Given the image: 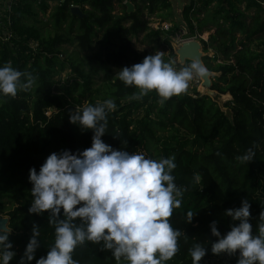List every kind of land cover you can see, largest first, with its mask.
<instances>
[{"label":"trees","instance_id":"16d2710c","mask_svg":"<svg viewBox=\"0 0 264 264\" xmlns=\"http://www.w3.org/2000/svg\"><path fill=\"white\" fill-rule=\"evenodd\" d=\"M50 1L56 2L49 19L55 34L44 36L41 28L28 21H36L39 15L36 6L46 13ZM126 2L134 4L132 13L128 12ZM73 6L81 7L88 15L73 14ZM117 6L121 11L116 12ZM145 10L151 14L168 10L169 14L162 15L167 20L172 16V3L170 0L0 1V66L11 63L35 77L29 91H20L15 98L0 97V209L5 203L14 207L8 212L12 231L9 240L16 253L10 264H20L34 225L40 228V247L31 264L46 256L55 242L49 213H29L33 199L30 169L35 167L39 172L53 152L71 150L75 154L90 148L93 130L71 123L70 114L76 108L82 110L108 99L114 101L116 110L109 113L107 133L102 139L116 150L155 159L150 149L158 145L160 133L183 130L188 134L185 137L171 134L176 142L172 150L176 152L175 183L187 190L170 222L187 239L183 235L179 238L180 251L167 264H192L189 249L197 243L208 249L201 262L204 264L212 243L218 239L211 233L212 222L216 221L220 232L226 234L234 223L225 215L226 210L241 207L244 199L251 204L253 235H259L264 206L253 195L252 186L264 159V0H190L183 11L192 36L214 30L208 41L200 40L204 52L215 51V56L206 55L204 62L211 72L220 74L213 77V89L232 96L225 104L232 109L231 114L197 89L193 94L186 92L165 102H161L156 91L142 100L130 99L139 90L120 81L115 69L141 63L148 56L137 49L135 38L143 34L147 38H160L170 50L163 60L172 62L176 58L172 38L179 32V26L152 29ZM7 29L14 33L9 41L4 39ZM63 45L78 48L79 54L75 60H69L74 75L66 82L55 79L67 68ZM96 77H102L106 90L95 88ZM249 148L255 151V159L241 164L236 157ZM196 175L201 178L199 184L194 180ZM189 211L195 215L192 223L187 222ZM101 249L102 245L87 242L75 250L73 258L79 264H117ZM238 259V253L229 256L228 264H237Z\"/></svg>","mask_w":264,"mask_h":264},{"label":"clouds","instance_id":"9594fccd","mask_svg":"<svg viewBox=\"0 0 264 264\" xmlns=\"http://www.w3.org/2000/svg\"><path fill=\"white\" fill-rule=\"evenodd\" d=\"M173 62H165L157 52L143 62L123 67L119 80L139 91L130 99L142 100L156 91L161 102L187 92L194 78H206L210 70L199 60L180 70ZM35 83L31 73L14 68L11 63L0 66V97L15 98L18 92L29 91ZM116 104L108 99L103 103L76 108L70 122L82 129L93 130L92 146L82 152L63 150L51 153L39 172L30 169L29 181L32 202L30 214L49 213V224L55 228V242L46 256L36 264H79L73 258L75 250L87 242L102 245V251H111L117 264H167L179 251V238L186 234L174 229L170 218L174 209L182 205V189L173 175L177 168L175 157L155 160L142 153L116 150L102 137L107 133L109 113ZM256 153L249 148L237 156L241 163H251ZM200 176L194 180L200 183ZM251 204L227 209L225 215L234 222L231 230L222 234L217 222L211 224V233L218 239L212 243L214 255L239 254L237 264H264V223L259 235H253ZM193 213H187L192 223ZM264 221V212L260 214ZM238 222V223H236ZM11 231L0 226V264H10L16 255L9 240ZM40 228L33 226V235L26 246L20 264H31L40 247ZM192 264H201L208 254L207 247L197 243L189 249Z\"/></svg>","mask_w":264,"mask_h":264},{"label":"rangeland","instance_id":"374dc122","mask_svg":"<svg viewBox=\"0 0 264 264\" xmlns=\"http://www.w3.org/2000/svg\"><path fill=\"white\" fill-rule=\"evenodd\" d=\"M170 1L172 3V10H171L172 16H170L167 20H165L164 17H162V15L169 14L168 10L159 11V13H154V14H151L148 12V10H145V13L147 15V19L149 20V26L152 29H154V28L160 29L162 26H165V25H168V26L178 25L179 26V32L172 38V44H173L174 52L176 54V48H177V46L180 45L181 39L194 37L190 34V31L187 27L188 24L184 20V15H183L184 8L190 4V0H170ZM55 5H56V2L50 1V9L46 13H42L38 9V7L36 6V10L39 11V15H38L36 21L35 22L32 20L28 21L29 23H35V25L38 28H41L44 36H49V35L53 36L55 34V30H54L52 24L49 22V19L51 17V13L54 10ZM197 6H199V3L197 4ZM240 7L242 8V10H245L244 4H241ZM119 11H121V7L117 6L116 12H119ZM253 11H254V9L251 10L249 13L253 14ZM160 14H161V16H160ZM203 17L204 16L202 15L201 18H203ZM41 21L46 22L48 24L43 25L41 23ZM197 25H198V23L196 22L195 26L197 27ZM213 33H214V30H211V31H207V32L202 33L201 36H198L199 34H197V32H196L197 35L194 39H196L198 41H200V40L208 41L211 34H213ZM163 38H164V35L161 36V40H163ZM134 42L136 43L137 49L142 53H146L148 56L154 55L157 52H162L163 53V59H164L165 57H167L170 54L169 48L166 47V45L162 41H160V38H157V37H148L147 38V37H145V34H143L140 37L135 38ZM200 42L203 45V42L202 41H200ZM61 48H62V51L65 52L64 58L66 59V62H67V66H66L67 68L65 70L61 71L60 73H58L55 76V79L56 80L61 79L62 82H66L68 79L72 78V76L74 75V73L72 72V70L69 66V63H70L69 60L70 59L75 60L79 56V54H78V48H76L72 45H63ZM95 50H97V48H95L93 51H95ZM205 54L212 57V56H215V51L211 49L208 52H205ZM173 61L175 62L174 67L177 70H180L181 68L188 66L191 63V61H190L189 64H187V62L181 64L177 54H176V58H174L172 60V62ZM216 63H218V62L213 61V64H216ZM178 64H179V66H176ZM129 67H131V66H129ZM120 70L121 69H115V73L118 74ZM212 73H213V77L220 75L219 73H215V72H212ZM202 82L203 81L201 78H199V77L194 78L189 83V87H188L187 92H189L190 94H193L194 90L197 89L198 92H200L203 95L205 93V91L201 88V87H203ZM95 88H101L102 91L106 90V86L103 83L102 77H96ZM221 98H222L221 101L217 100L216 102L222 108V110L231 114L232 109L226 107L225 104L228 101L232 100V96L231 95L224 96L222 94ZM171 134H178V136H180V137L181 136L182 137L188 136L187 132L183 131V130L182 131L179 130L178 133L176 131L160 133V141H159L158 145H156L155 147H152L150 149L152 155L155 157L156 160H159L161 158H166L167 153H168V155H170V157L176 156V152L172 151L176 146V144H175L176 142L171 139ZM166 150H168L170 152H166ZM252 191H253V195L257 199H259L262 206H264V159L258 167L257 179L255 180V182L252 186ZM13 208L14 207H12L9 203H5L4 207L2 209H0V216L9 217L8 212ZM104 254L108 258L115 261L114 257L112 256L111 251H104ZM122 262L127 263L126 261H123V260L120 263H122ZM228 263H229V256L226 253L220 254V255H214L211 252L204 264H228Z\"/></svg>","mask_w":264,"mask_h":264},{"label":"water","instance_id":"95a60500","mask_svg":"<svg viewBox=\"0 0 264 264\" xmlns=\"http://www.w3.org/2000/svg\"><path fill=\"white\" fill-rule=\"evenodd\" d=\"M128 12L132 13L135 10V6L131 2H126ZM72 13L77 14L80 16H87L88 14L84 13L81 7L79 6H73L72 7ZM176 54L179 57L180 63H186L188 61H191L193 59H199L204 65V57L206 56L204 52L203 45L201 44L200 41L198 40H190L184 43H181L179 46L176 48ZM206 66V65H205ZM207 67V66H206ZM211 75L206 78H201L202 79V85L205 88V93L204 95H208L211 97L214 101H221V95L219 92L213 89V73L210 71ZM10 218L9 217H2L0 216V226H6L10 231ZM12 233V231H11Z\"/></svg>","mask_w":264,"mask_h":264},{"label":"built area","instance_id":"2783aa9c","mask_svg":"<svg viewBox=\"0 0 264 264\" xmlns=\"http://www.w3.org/2000/svg\"><path fill=\"white\" fill-rule=\"evenodd\" d=\"M0 1H1V0H0ZM8 21H9V22H8L9 25H11L10 17H8ZM170 27H171V26L165 25V26H162L161 29L168 30ZM13 35H14V33L12 32V30L7 29V30L5 31V33H4V39H5L6 41H9V39H10L11 37H13ZM196 35H197V34H195L194 37H192V38H183V39L180 40V42H181V43H184V42H187V41H190V40H196V39H194V38L196 37ZM198 36H201V35H198ZM181 43H180V44H181Z\"/></svg>","mask_w":264,"mask_h":264},{"label":"bare ground","instance_id":"6f19581e","mask_svg":"<svg viewBox=\"0 0 264 264\" xmlns=\"http://www.w3.org/2000/svg\"><path fill=\"white\" fill-rule=\"evenodd\" d=\"M204 91H205V88L204 87H201ZM230 94H226V95H224V96H229Z\"/></svg>","mask_w":264,"mask_h":264}]
</instances>
